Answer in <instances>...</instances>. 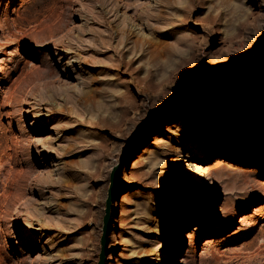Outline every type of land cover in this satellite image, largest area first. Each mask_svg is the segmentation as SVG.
<instances>
[{
	"label": "rangeland",
	"instance_id": "374dc122",
	"mask_svg": "<svg viewBox=\"0 0 264 264\" xmlns=\"http://www.w3.org/2000/svg\"><path fill=\"white\" fill-rule=\"evenodd\" d=\"M263 46L264 0H0V264H99L115 168L105 264H264Z\"/></svg>",
	"mask_w": 264,
	"mask_h": 264
},
{
	"label": "water",
	"instance_id": "95a60500",
	"mask_svg": "<svg viewBox=\"0 0 264 264\" xmlns=\"http://www.w3.org/2000/svg\"><path fill=\"white\" fill-rule=\"evenodd\" d=\"M262 54H264V46L263 48L255 53H252L251 55H249L248 57H246L244 60L240 61L238 64L232 66L231 68H234L236 66H241L244 65L248 62H251L252 60L258 58L259 56H261ZM223 74V71H221L219 74L215 75L213 77L214 78H218L219 76H221ZM205 81L200 80L190 86H188L187 88H182V89H178L176 90L173 95L171 96V98L161 107L160 110H165L167 108H169L170 106H172L175 102V100L182 96L183 94H185L188 90L196 88L202 84H204ZM156 114V113H155ZM118 168H115L110 176V189L108 192V198L106 201V205H105V214H104V220H103V235H102V239H101V245H102V253L100 255V261L99 264H105V259H106V246H107V236H108V228H109V222H110V218H111V208H112V204H113V192H114V188H115V183H116V175L118 173Z\"/></svg>",
	"mask_w": 264,
	"mask_h": 264
},
{
	"label": "bare ground",
	"instance_id": "6f19581e",
	"mask_svg": "<svg viewBox=\"0 0 264 264\" xmlns=\"http://www.w3.org/2000/svg\"><path fill=\"white\" fill-rule=\"evenodd\" d=\"M222 83H220V82H215V83H213L212 84V86H214V87H216L217 85H221ZM238 85V84H237ZM169 112H172V109H170V110H168V113ZM184 162H187V160H185ZM189 166V165H188ZM191 167V166H190ZM202 170H203V168H202ZM211 171V167H209V168H206L205 170H203V173L205 174V173H207V174H209V172ZM212 184H213V182H212ZM174 235H175V237H177V235H179L178 233L179 232H177L178 230L177 229H174ZM189 237H192V235H190ZM188 237V238H189ZM163 261H165V264H172L173 262L172 261H174V257L173 256H171L169 253H165V257H163V259H162Z\"/></svg>",
	"mask_w": 264,
	"mask_h": 264
}]
</instances>
